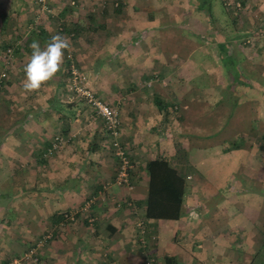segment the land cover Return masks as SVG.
<instances>
[{
    "label": "crops",
    "instance_id": "crops-1",
    "mask_svg": "<svg viewBox=\"0 0 264 264\" xmlns=\"http://www.w3.org/2000/svg\"><path fill=\"white\" fill-rule=\"evenodd\" d=\"M101 1L107 5L95 13ZM143 1L0 0V73L6 71L0 79V264H146L147 255L160 264H247L241 258L251 260L264 242V150L258 146L264 94L259 100L256 87L239 86L236 69L228 81L218 71L223 64H216L213 51L222 50L224 64L228 55L232 67L244 56L222 40L214 8L210 20L198 0ZM116 18L117 29L109 25ZM235 30L227 28L230 39L237 38ZM55 34L69 38L87 84L118 108L121 138L134 163L131 187L114 181L118 162L102 118L85 99L70 96L65 54L60 71L40 89L22 87L31 43L44 47ZM198 47L211 50L213 78L194 87L200 62L191 54ZM243 107L257 116L240 126L258 135L255 148L218 154L216 147L237 135ZM58 133L63 143L47 154ZM161 156L185 179L176 218L147 215L146 163ZM213 162L218 182L205 172ZM226 162L230 167L220 171ZM239 195L247 199L240 207ZM11 210L20 217H4ZM63 211H76L74 220L60 217ZM138 220L146 227L147 251ZM48 229L52 237L27 256Z\"/></svg>",
    "mask_w": 264,
    "mask_h": 264
},
{
    "label": "rangeland",
    "instance_id": "rangeland-1",
    "mask_svg": "<svg viewBox=\"0 0 264 264\" xmlns=\"http://www.w3.org/2000/svg\"><path fill=\"white\" fill-rule=\"evenodd\" d=\"M111 1L112 2L109 3V5H112L114 1H118V0H111ZM165 2L166 1H164V0L158 1V3H160L161 6H165ZM102 3L104 5H107L103 1H101L100 6H98L97 3H94L95 13L99 12L100 9L105 7V6L104 7L101 6ZM148 4H149V1L146 0V2L143 1V3L141 5L142 6H148ZM212 8H214L213 12H214L215 18L218 19V21H217V23H215V25L220 28L222 40H227V44L231 43L230 47L232 50H230V52L236 51L235 54L242 53V55L244 56L243 57L244 61H238L236 64V67H232V66H229L228 62H229L230 57L228 55H225L226 61L224 64V60L222 59V56H223L222 50L221 51H216V50L213 51V55L216 57V64H219L218 61H220V65L223 64L222 67H220V68L218 67L219 68L218 71L220 73H222V75L227 79V81H228V78H232L233 75H235V74L238 75L239 86H241L243 88L245 87L248 90L249 89L253 90V88L256 87L253 92L257 93L259 96L258 99L261 100V94L262 93L264 94V85L261 82V81H264V0H212ZM79 10L85 11V8L79 9ZM140 10H141V8H140ZM113 12H114V10H113ZM206 15H207V13H206ZM117 19L118 18L112 19L114 22L111 21L112 23L109 24L112 28L115 27V29H117L119 27V24L116 23ZM174 20H177V18ZM182 20H183V18H182ZM119 21L122 22L121 20H119ZM182 24H183L184 29H187V27H186L187 24L190 27L189 23H187L186 21H184ZM230 27H231V30H233V28L236 29L235 33H238L237 38L232 37L230 39L229 34H227V28H230ZM229 39H230V42H229ZM72 53H73V50H72ZM254 53H255V58H257L258 61L255 60L253 57ZM73 56L75 58L74 53H73ZM191 59H193L195 61H199L200 65L198 67L199 74H197L196 77L190 83H192V85L194 87H196V86L199 87V86L207 84V81L209 80V76H211L213 78L212 73L209 71V68H207V66L210 65V63L212 61H214V59L212 58L211 50H208L205 47H198L191 54ZM252 60H254V61H252ZM261 60H263V61H261ZM200 69L202 70V72L200 71ZM235 69H236L237 73H235ZM258 80H259V82H257ZM215 83L217 84V82H215ZM221 84H223V85H221V87L223 88L221 93H223V94L229 93L228 88H227V83L225 82V84H224V81H223ZM233 84L235 85V83L232 80L231 85H233ZM257 84H258V86H256ZM231 85H230V87H231ZM251 86H252V88H250ZM245 94L248 95V94H250V92H245ZM246 110L248 111V113ZM238 115H239L240 119L236 122L237 123L236 124L237 127L235 129L236 131L233 132L234 134H237V135L235 137L231 138L230 139L231 141H228V140L225 141V144H223L222 147H216V149H217L216 152L218 154L226 153L225 155H227L228 153H232V154L234 153V154L239 155L240 153L243 152V148L244 149L248 148L251 151L255 148L256 142L254 141V139H257L258 135H256L255 132H253V131H252V134H251V131L246 132L245 130L240 129V126H246L248 123H251V122H249V120L252 121L251 116L254 117L253 121H255L257 116L255 114L252 115L251 112L249 111V108H247V107H243V111L241 113L239 112ZM257 132H259V131H257ZM175 143L177 144V141ZM241 147H243V148H241ZM233 148H234V151L231 152V149H233ZM175 149H177L176 146H175ZM179 149H181V147ZM54 152H56V151H54ZM54 152H47V154L48 153L54 154ZM116 160H117V157H116ZM131 161H132V159H131ZM218 164L221 165L224 163L221 161H218ZM133 167H134V165H133ZM215 167H217V163L213 162V163H211V166H208L206 168L207 171H205V172L209 177L208 178L209 181H213V180L217 179V176L215 174H213ZM228 167H230L229 163L226 162L225 165H222L221 168L218 167V169L220 171H226V170H228ZM193 170L194 169H192V171H191L192 173H190V174H194V176L198 177L197 171L196 170L193 171ZM218 180L219 179H217V182H218ZM237 190L239 191V189H237ZM241 194L246 195V193H241ZM233 196H235V195L233 194ZM238 199L243 200L242 202L238 201L239 207L242 204H244V205L246 204L247 199L245 196L239 195ZM3 214L5 215L4 217H8V218L20 217V213L16 215V213H14L12 210L7 211V212L4 211ZM137 229H138V234H140V230H139L138 226H137ZM144 229H145V231L143 232L144 238L146 240H148V243H149V239L146 236V227H144ZM49 231L53 232V229H48V232ZM6 233H7V231H6ZM31 244H33V243H31ZM31 244L29 246H31ZM147 244L145 246H141V247L145 248V251H147V249H148ZM236 255L238 256L237 258H239L240 251H236ZM241 260H243V263L246 261L247 264H264V242L260 243V245L258 246L257 252L255 253V255H253L251 260L250 259L248 260V258H244V257H242ZM1 264H7V261L2 262ZM210 264H213V263H210Z\"/></svg>",
    "mask_w": 264,
    "mask_h": 264
},
{
    "label": "built area",
    "instance_id": "built-area-1",
    "mask_svg": "<svg viewBox=\"0 0 264 264\" xmlns=\"http://www.w3.org/2000/svg\"><path fill=\"white\" fill-rule=\"evenodd\" d=\"M11 53L12 46H9L6 48L5 56L9 57ZM65 62L70 74L67 81V89L70 93V96L85 99V101L94 108L95 114L102 118L105 130L110 137L112 152L118 159L114 181L119 185L131 187V174L133 170V162L131 161L129 155V149L121 138L122 126L117 106L112 105L109 102L103 100L87 84L86 77L77 65L71 48L65 50ZM5 76L6 71H2L0 73V79ZM63 141V135L61 133L56 134L52 141V145L48 148V152H53L54 150H57L59 146L63 143ZM109 184L110 182H106L104 186L107 187ZM94 198V196L89 197L85 201L83 209H87L93 202ZM131 203L132 201L129 200L128 204ZM63 214L64 218L74 220L76 211H64ZM137 226L140 230L139 240L142 246H145L148 243V240H146L143 235V232L145 231L143 220H138ZM52 235V232L49 231L42 234V236L38 237L35 240L34 245L29 249L27 256L34 254L35 249L39 246H42L48 239L52 237ZM35 259H37V257H35ZM145 263L160 264L158 259L153 255H147ZM11 264H13V261H11Z\"/></svg>",
    "mask_w": 264,
    "mask_h": 264
},
{
    "label": "trees",
    "instance_id": "trees-1",
    "mask_svg": "<svg viewBox=\"0 0 264 264\" xmlns=\"http://www.w3.org/2000/svg\"><path fill=\"white\" fill-rule=\"evenodd\" d=\"M116 5L120 4L117 2ZM197 8L203 9L209 18H213L212 0H198ZM69 75L67 69V81ZM154 99L159 106L165 107L158 95H155ZM258 146L261 150H264V134L261 135ZM146 170L149 173V189L146 198L147 215L150 216L152 213L157 216H171L172 218L179 216L185 191V179L181 171L171 165L169 157L165 156L147 161ZM63 212L60 213V217H64Z\"/></svg>",
    "mask_w": 264,
    "mask_h": 264
},
{
    "label": "clouds",
    "instance_id": "clouds-1",
    "mask_svg": "<svg viewBox=\"0 0 264 264\" xmlns=\"http://www.w3.org/2000/svg\"><path fill=\"white\" fill-rule=\"evenodd\" d=\"M30 48L31 53L24 64L25 78L22 81L26 92L40 89L42 84L55 77L63 64L65 50L71 48V42L66 36L55 34L46 41L44 47L34 40Z\"/></svg>",
    "mask_w": 264,
    "mask_h": 264
}]
</instances>
